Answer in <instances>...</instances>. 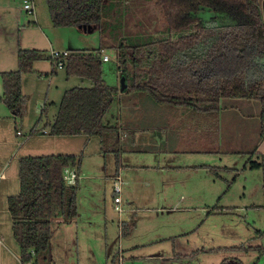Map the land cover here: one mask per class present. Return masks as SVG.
<instances>
[{
    "label": "trees",
    "instance_id": "obj_1",
    "mask_svg": "<svg viewBox=\"0 0 264 264\" xmlns=\"http://www.w3.org/2000/svg\"><path fill=\"white\" fill-rule=\"evenodd\" d=\"M122 8L121 0H112ZM128 1V0H127ZM156 10L157 30L166 36L143 44L128 45L121 40L118 50L125 94L151 99L167 109H179L212 126L216 137V118L223 99L257 100L261 105V137H264V15L261 0H146ZM56 27L93 26L103 36L111 29L108 0H45ZM111 9V7H110ZM215 13L205 20L204 11ZM104 43L93 51H74L65 57L68 78L92 83L89 87L67 90L53 121L48 106L42 110L52 135L99 136L104 155L112 153L116 166L131 149L118 141L119 127L105 123L119 88L107 85L103 73ZM49 59L37 49L18 51L19 68L2 73L4 101L14 114L25 104L22 90L24 74L34 71L37 61ZM54 63V62H53ZM216 124V125H215ZM204 127L208 128L209 126ZM210 128V127H209ZM81 161L73 156L30 157L21 160V192L10 199L14 237L23 262L40 264L52 250L58 226L79 216V183L69 186L63 170L79 171ZM251 168L256 165L249 161ZM134 225H122L129 234ZM118 256V255H117ZM112 264H120L119 257Z\"/></svg>",
    "mask_w": 264,
    "mask_h": 264
},
{
    "label": "rangeland",
    "instance_id": "obj_2",
    "mask_svg": "<svg viewBox=\"0 0 264 264\" xmlns=\"http://www.w3.org/2000/svg\"><path fill=\"white\" fill-rule=\"evenodd\" d=\"M36 3L38 15L28 14L32 24H26V33L30 44L45 56L53 51H93L106 44L105 53L110 61H103L104 78L107 85L119 88V93L114 96L105 123L117 125L120 129L117 124L120 100L135 95L125 94L120 89L122 78L115 46L121 40L136 45L166 36L157 30L156 10L146 0H121L122 8L108 0L110 18L106 21L111 29L102 36L94 27L88 32L78 27H56L45 0H36ZM260 5L264 13L262 0ZM34 70L40 72L44 82L36 84L31 81L25 85V91L32 101L33 112L41 113L48 103L49 118L58 111L67 90L92 85L90 81L77 77L68 79L65 68L57 67L49 59L37 61ZM242 100L255 101L253 103L261 107L257 100ZM222 102V106L229 107L233 100ZM234 104L235 108H241L236 102ZM166 111L149 117L150 122H156L159 129L166 131L164 141L169 137L166 146H179L176 143L186 146L187 123L183 117L175 118ZM172 129L180 133L171 140L168 132H174ZM105 156L103 161L107 163L108 173L112 174L116 170L115 157L112 153ZM159 158L140 152L124 155L123 163L129 164L131 169L125 171L128 184L121 193L123 214L115 210L112 180L105 176V170L100 174L102 178L90 180L82 176L78 188L80 216L70 227L56 228L52 250L44 254L40 264H112V259L123 249L145 244L147 249L137 251L135 255L159 252L162 245H177L185 249L176 250L183 255L182 258L211 259L214 262L227 258L240 264H264V233H257L250 226L251 219L239 209L243 179L235 182L236 174L217 170L219 168L213 165L200 168L204 161L198 156ZM123 223L134 225L129 234H122ZM133 251L129 250V254Z\"/></svg>",
    "mask_w": 264,
    "mask_h": 264
},
{
    "label": "crops",
    "instance_id": "obj_3",
    "mask_svg": "<svg viewBox=\"0 0 264 264\" xmlns=\"http://www.w3.org/2000/svg\"><path fill=\"white\" fill-rule=\"evenodd\" d=\"M24 1L0 0V98L5 94L2 73L15 71L19 68L18 51L20 49L39 50L30 44L27 38L28 33H26L28 32L26 24H32V21L28 19V14L35 15L36 13L38 15V6L36 0H32L33 11L25 9ZM262 2L264 4V0ZM34 71L24 74L22 78L25 104L21 114H14L8 105L0 100V264H23L21 250L14 237V221L9 203L11 198L17 197L21 192V160L30 157L64 155L79 158L81 161L78 171L80 180L83 178L82 176L90 180L102 178L100 174L105 170V176L112 180L111 187H113L115 177L122 173L125 181L122 186L123 192L124 187L128 184L125 180V171L131 169L129 164L123 163L124 155L127 153H149L160 157L158 160L167 156H198L204 161L199 165L200 168L213 165L219 168L217 170L236 174L235 182L239 178L243 179V193L239 209L251 219V224H249L257 233H264V137H261L260 134L261 107L254 104L255 101L237 98L223 99L233 100L229 107H224L221 105L223 104L221 100L216 118L217 125L215 124L217 126L216 137L212 138L210 136L212 126L204 118L201 123L196 118L188 117V113L182 110H169L151 99L125 96L119 103L118 141L126 144L130 149L132 147L133 151L122 154L119 168L116 166L115 172L109 174L106 168L107 163L103 161L106 156L103 153L102 141L99 136L52 135L49 128L45 126V122L40 121L42 111L38 114L35 113L36 111H32V101L25 91V85L31 81L36 84L44 82L39 76L40 72ZM234 102L241 108H235ZM47 106L48 103H45L43 109ZM164 109L167 110V114H172L175 118L183 117L187 123L185 134L189 135L186 146L179 143H176L179 145L177 147L166 146L165 142L169 138L166 137V141H164L166 131L159 129L156 122H150L149 117H153ZM57 112L50 118L51 121L54 120ZM259 120L260 127L258 126ZM146 123H148L146 125L148 127H145ZM204 124L210 128L204 127ZM153 125L155 126L153 127ZM18 131H21L22 134L18 135ZM172 131L174 132H168L171 140L176 139L177 133H180L177 130L172 129ZM250 160L259 166L251 168L248 164ZM80 180L78 181L79 186ZM235 182L229 186V189ZM113 193H115L114 189ZM78 211L79 213L82 211L79 199ZM71 224L74 222L61 225V227L66 229ZM144 246L147 245L123 249L119 252L118 257L122 259L123 264H240V262L227 258L215 262L211 259L182 258L183 255L176 250L185 249L177 245H162L159 252L137 254L139 258H136L137 251L147 249ZM141 247L143 249H140ZM129 250L134 251L129 254ZM125 257L127 258L125 259ZM125 260H127L126 263Z\"/></svg>",
    "mask_w": 264,
    "mask_h": 264
},
{
    "label": "built area",
    "instance_id": "obj_4",
    "mask_svg": "<svg viewBox=\"0 0 264 264\" xmlns=\"http://www.w3.org/2000/svg\"><path fill=\"white\" fill-rule=\"evenodd\" d=\"M32 0H25L24 1V5L23 7L25 9L31 10L33 11L32 8ZM70 54V52H57V51H53L51 53V57L53 59L54 64L59 67V68H63L65 65V57H67ZM102 59L104 62H108L110 60L109 55H107L105 53V50L102 51ZM18 135H21V131L17 132ZM63 179L66 182L67 185L69 186H74L76 184H78V181L80 180V175L77 171V169L75 167L72 166H67L64 168L63 170ZM124 180L122 177V173H119L114 181H113V189L115 192V197H114V203H115V210L119 213V214H123L125 212L124 208L122 207V197H121V192H122V186L124 185ZM21 261H22V257H21ZM23 264H34L33 261H28V262H23ZM120 264H123L122 259L120 258Z\"/></svg>",
    "mask_w": 264,
    "mask_h": 264
},
{
    "label": "water",
    "instance_id": "obj_5",
    "mask_svg": "<svg viewBox=\"0 0 264 264\" xmlns=\"http://www.w3.org/2000/svg\"><path fill=\"white\" fill-rule=\"evenodd\" d=\"M201 15H202V17H204L205 20H210L216 16L215 13L210 12L208 10L204 11V13H202ZM78 28L83 30L84 32H88V31L93 29V26L83 25V26H79ZM126 87H127V81H126L125 77H122L121 83H120V88L122 91H125Z\"/></svg>",
    "mask_w": 264,
    "mask_h": 264
}]
</instances>
